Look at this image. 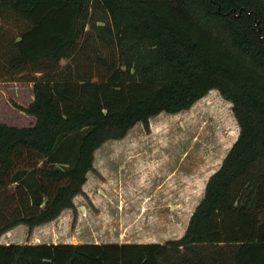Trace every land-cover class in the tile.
<instances>
[{
  "label": "trees",
  "instance_id": "obj_1",
  "mask_svg": "<svg viewBox=\"0 0 264 264\" xmlns=\"http://www.w3.org/2000/svg\"><path fill=\"white\" fill-rule=\"evenodd\" d=\"M0 82L34 86L0 122V239L76 210L95 152L213 89L238 139L185 234L164 243H2L0 264H264V0H0Z\"/></svg>",
  "mask_w": 264,
  "mask_h": 264
},
{
  "label": "rangeland",
  "instance_id": "obj_2",
  "mask_svg": "<svg viewBox=\"0 0 264 264\" xmlns=\"http://www.w3.org/2000/svg\"><path fill=\"white\" fill-rule=\"evenodd\" d=\"M24 84L25 91L22 96H16V86L9 83L5 86L6 94L0 104V119L6 123H12L15 114L13 103L9 100L29 103L28 93L33 94V87L28 82ZM20 87V86H19ZM150 130H147L143 122L132 127L127 135L121 139H110L99 149L100 159H113L116 162L107 167L109 171H90L87 189L79 196V202L91 205L90 199L107 197L116 200H135L132 207H138V203L144 198V194L150 193L169 173L175 171L183 152L193 155H203L201 159L210 160L211 168L205 173H196V185L198 187L196 201L200 199L205 180L210 173L219 169L224 158L238 139L240 127L233 111V103L225 99L218 89H213L208 95L199 100L190 110L171 114L162 112L153 116L150 120ZM162 154H169L173 163L167 164L162 171H156L151 165L156 159H163ZM159 155V156H156ZM195 158L199 159L198 156ZM185 168H181L182 176ZM192 172H190V175ZM193 175V174H192ZM99 187V188H98ZM97 188V190H96ZM93 193L91 194V190ZM96 190V191H95ZM95 195V196H94ZM102 199V198H101ZM107 211L104 215L114 216L111 206H104ZM100 213V212H99ZM103 215H100L102 218ZM77 212L63 214L59 219L50 224L36 227L32 232L25 224H20L7 231L0 239L2 243H66L72 241V230L75 229ZM105 218V217H104ZM108 231L106 229H102ZM171 238H161L163 243ZM86 240V237L83 238ZM104 239V238H103ZM109 238H106V241Z\"/></svg>",
  "mask_w": 264,
  "mask_h": 264
},
{
  "label": "crops",
  "instance_id": "obj_3",
  "mask_svg": "<svg viewBox=\"0 0 264 264\" xmlns=\"http://www.w3.org/2000/svg\"><path fill=\"white\" fill-rule=\"evenodd\" d=\"M10 83H14L18 86L16 89L17 97L22 96V94L26 92L24 86H21L24 85L20 84L21 82ZM8 84L9 83L0 82V93L6 94L4 91H6L5 86ZM30 86L33 87L34 90L33 83H30ZM28 91L29 103H23L17 100L13 102H17L23 106H29L34 101L35 94H32L30 90ZM2 99L3 96L0 95V104ZM4 100L7 101V103H13L8 97H4ZM13 107L16 109L14 114L15 120L12 123H6L0 119V122L18 127L32 126L36 123V117L27 114L16 106ZM160 156H162L163 159H156L151 163L156 171H162L167 164L173 163V161L169 159V154H162ZM191 156L190 152H183L175 171L169 173L150 193L144 194V198H142L136 208L132 207L136 203L135 200H128L130 202H127V200L109 199L103 196L101 199L98 198L100 196L98 193H95V195L98 196L90 199V201H92L91 205L85 202L80 203L79 196L88 191L86 183L84 186V193L74 198L76 210L71 208L65 209L59 216L61 217L63 214L70 215L72 211L77 212L78 215L75 229L71 231L73 234L71 235L72 241L66 243H163L161 238L164 237L171 238L178 236V238H181L188 228L196 207L203 199L206 185L213 174L210 173L208 175L201 191L200 199L196 201L198 187L196 185L197 181L194 172L198 174L205 173L210 170L211 162L210 160L201 159L203 155L199 154L193 155V159H187ZM196 156H198L199 159L195 158ZM100 157H102L101 150L98 149L95 152V168L92 170L93 172H107L109 171L107 167H110L111 164L116 162L113 159L102 161ZM182 167L185 168V170H183L184 176H182L180 171ZM190 172H192L193 175H190ZM92 193L93 189L91 190V194ZM107 205L113 208V217L104 215L107 211L104 206ZM100 215H103L102 218ZM59 217L52 222L57 221ZM103 228H107L108 231L102 230ZM84 237H86V240L83 239ZM106 238H109V240L106 241Z\"/></svg>",
  "mask_w": 264,
  "mask_h": 264
}]
</instances>
